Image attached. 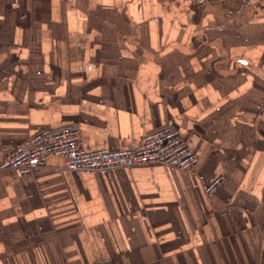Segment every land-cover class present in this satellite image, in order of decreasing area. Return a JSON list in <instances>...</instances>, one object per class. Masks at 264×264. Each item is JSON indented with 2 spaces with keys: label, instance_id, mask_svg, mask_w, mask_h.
Listing matches in <instances>:
<instances>
[{
  "label": "crops",
  "instance_id": "0c3cea01",
  "mask_svg": "<svg viewBox=\"0 0 264 264\" xmlns=\"http://www.w3.org/2000/svg\"><path fill=\"white\" fill-rule=\"evenodd\" d=\"M71 124L173 125L199 160L0 169V264H264V0H0V163Z\"/></svg>",
  "mask_w": 264,
  "mask_h": 264
},
{
  "label": "built area",
  "instance_id": "2783aa9c",
  "mask_svg": "<svg viewBox=\"0 0 264 264\" xmlns=\"http://www.w3.org/2000/svg\"><path fill=\"white\" fill-rule=\"evenodd\" d=\"M50 154L61 156L66 169L78 171L105 170L147 163H160L190 171L199 160L180 129L173 125H165L147 132L141 142L133 148L88 150L81 145L80 126L71 124L59 128H45L33 133L5 156L0 163V169L28 174L47 164ZM221 182L222 177L210 181L205 188L207 194L212 195Z\"/></svg>",
  "mask_w": 264,
  "mask_h": 264
}]
</instances>
